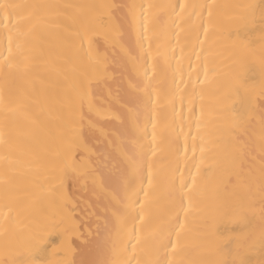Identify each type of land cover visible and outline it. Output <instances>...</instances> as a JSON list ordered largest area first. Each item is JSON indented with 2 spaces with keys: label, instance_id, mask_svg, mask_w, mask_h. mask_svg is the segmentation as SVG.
I'll list each match as a JSON object with an SVG mask.
<instances>
[{
  "label": "snow or ice",
  "instance_id": "6c2138e0",
  "mask_svg": "<svg viewBox=\"0 0 264 264\" xmlns=\"http://www.w3.org/2000/svg\"><path fill=\"white\" fill-rule=\"evenodd\" d=\"M225 8L227 25L220 21V10ZM205 14L208 23L217 21L219 39L231 45L238 57L208 116L213 123L223 120L230 125L232 141L224 156L228 171L223 184L243 181V193L205 202L198 241L189 246L192 193L217 187L205 179L213 175L211 168L202 174L199 164L195 172L180 166L189 159V138L192 157L199 139L200 163L205 161L208 141L199 134L208 126L203 86L209 76L205 66L203 80L197 74L193 81L190 67L185 83L178 66L170 84L162 86L160 58L176 60V49L169 43L171 55L162 52L160 36L174 38L178 45L182 26L188 23L202 46L200 33L208 36ZM257 42L259 56L253 59ZM39 64L57 75L60 64L71 65L73 72L70 80L65 76L67 83L57 99V134H48L43 157L32 146H22L17 134L21 120L41 124L15 86L18 76ZM249 64L255 68V79H249ZM177 91L182 94L176 139L184 135L185 123L189 132L194 127L198 135L185 136L183 153L176 148L167 185L169 209L160 220L155 212L156 128L163 100L169 102L173 117L177 115ZM185 102L188 117L183 115ZM34 171L43 183L33 179L37 191L31 195L45 207L33 216L26 233L14 232L11 226L26 211L19 199V178ZM69 180L74 181L71 192ZM77 192L94 199L99 208L93 214L95 242L87 262L69 255L70 238L80 232ZM57 233L62 238L43 264H264V0L229 5L214 0L91 4L0 0V264H38L34 255L47 237Z\"/></svg>",
  "mask_w": 264,
  "mask_h": 264
},
{
  "label": "bare ground",
  "instance_id": "6f19581e",
  "mask_svg": "<svg viewBox=\"0 0 264 264\" xmlns=\"http://www.w3.org/2000/svg\"><path fill=\"white\" fill-rule=\"evenodd\" d=\"M15 3H75V4H91V3H102V2H115V3H130L133 0H10ZM140 2V0H135ZM156 3H169L171 0H153ZM188 3H204L212 2V0H187ZM218 5H229L234 3L244 4H258L259 0H214ZM228 9L220 10V21L227 25L230 23L226 14ZM259 14L257 13V20ZM205 26L208 28V36L205 39L203 32L200 33V39L204 41L203 45L196 43L195 36L190 30V25L185 23L183 31L179 35V44H176V40L173 38L169 40L164 35L160 36L161 51L168 53V45L171 43L175 47L176 60H170L171 68H169V62H166L163 57L159 61V75L164 84H170L172 70L178 66L183 69L184 81L188 83L187 72L189 68L193 70V81L196 79V75L199 74V78L203 80V73L205 66L208 71V82L203 86L205 92L204 105H205V121H208L207 129L201 131L199 135H204L208 141L205 147L208 149L205 152V161L203 164L200 163V152L198 150L201 141L197 139L195 144L197 145L196 156L192 157V145L193 140H187L188 156L189 159L185 164L181 161V168L191 170L195 172V166L200 165L201 173H206L209 168L212 169L213 175L209 178L205 176V179L209 184L216 185V190L209 192L194 191L192 193V199L195 205L194 211L190 214L187 225V236L186 243L189 246H195L198 241L199 232L203 222V213L200 208L205 206V202L211 203L213 199L223 200L231 198L235 195L243 193L242 184L233 182L231 185L225 186L223 181L227 176V165L224 160L226 151L231 147V128L230 125L223 121H217L215 123L210 121L208 112L215 108L217 103V94L221 83L225 77L237 67L238 57L233 54L232 46L223 43L219 39V30L217 27V21L212 23L207 22L205 14ZM241 32H246L242 29ZM66 36V34H63ZM232 36L237 33L230 34ZM183 49V51H181ZM256 55L253 59H258L259 56V43L256 44ZM196 53H199L200 58H196ZM177 61L179 64H177ZM249 79H255L252 73L255 72L253 65L249 64ZM59 70L60 75H57L54 71H48L45 65L39 64L38 68L27 75L21 74L15 80V86L21 90V100L32 112L36 113L41 121V124H34L28 120H21L20 125L17 129V134L20 137L22 146H32L33 150L37 154L43 157V146L48 139V134H57V115L59 112V105L57 99L61 92L62 86L67 81L65 76L70 80L73 76L72 66L60 64ZM179 76H177V83H179ZM181 89L183 85L180 86ZM181 92L176 93V111L177 115L173 117L171 106L167 100H163L157 121L156 128V149L157 154L153 158L154 170L157 172V207L155 209L156 215L160 220L166 218V213L169 209V199L167 192V185L169 181L170 169L175 166L176 162V148L179 147L181 153L185 146V136H197L196 129L193 127L189 132L188 126L184 124V135L179 136L177 141L176 137L180 132L181 118L179 113L181 112L180 96ZM41 106L44 107V112H40ZM197 114L199 115V101L197 102ZM183 115L189 116L187 111V103L185 102L183 108ZM174 128V130H173ZM35 179L38 184H42L43 180L38 172H31L26 174L24 177L19 178L20 183V197L22 204L26 208V211L18 217L16 225L11 226V230L14 232H27L29 225L32 223L33 216L39 215L45 205L39 200H34L32 193L37 191V188L33 187L32 181ZM74 181L69 180L68 189L73 191ZM27 193L28 195H25ZM78 208L76 219L80 222V232L76 233L70 238L71 253L70 258L76 261H89L92 259L90 249L93 247L95 238L91 233L95 231L94 213L99 212V208L96 206L97 202L92 199L83 196L82 193L77 192L76 194ZM257 223H258V212H257ZM222 231V226L218 227V232ZM61 236L52 234L47 237L46 242L40 246V250L34 255V259L38 261V264H43V260L46 258L47 253L53 246L59 244ZM2 244V241H0ZM0 258H3L0 255Z\"/></svg>",
  "mask_w": 264,
  "mask_h": 264
}]
</instances>
